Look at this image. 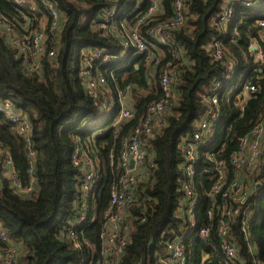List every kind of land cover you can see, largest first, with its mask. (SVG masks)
Returning <instances> with one entry per match:
<instances>
[{
    "label": "trees",
    "instance_id": "1",
    "mask_svg": "<svg viewBox=\"0 0 264 264\" xmlns=\"http://www.w3.org/2000/svg\"><path fill=\"white\" fill-rule=\"evenodd\" d=\"M52 1L66 17L54 66L47 62L41 73L29 74L18 51L0 32V101L10 100L18 113L27 116L37 152L35 170L31 174L23 137L16 126L0 114V143L10 153L22 185L29 186L34 178L37 188L34 197L19 194L5 173L0 157V230L6 232L13 247L20 249L18 264H91V251H95L92 264H98L103 213L110 205L112 189L122 174L119 168L121 140L135 131L148 106L162 98L159 75L167 63L174 68L176 98L165 118V127L147 139L155 170L152 180L139 184L138 204L128 208L123 230H128L130 236L120 264H160L159 256L164 254L166 244L185 232L186 221L176 216L179 210L185 209L187 200L183 191L187 178L180 147L186 138L193 137L196 123L206 112L205 96L213 94L214 88H218L221 122L212 135L211 144L197 158V175L192 183L199 198L195 207L197 228L209 227L211 234L208 242L192 234L186 239V245L188 264L199 263L203 252L211 254L210 264H222L225 238L220 237L217 228L222 216L218 207L225 200L224 191L215 199L207 195L214 180L204 174L210 166L206 155L212 152L216 158L230 164L241 140L250 136L264 119V53L263 58L256 61L250 49L255 40L261 42L260 31L264 30L259 22L264 20V0H252L254 4L259 2L258 7L236 4L230 23L223 29L214 21L223 11L226 0H186V25L174 31L175 48L160 51L163 59L153 71L151 87L143 58L131 63L129 59L112 61L100 67L105 73L117 68L115 76L121 88L134 86L132 106L137 116L120 129L118 139L111 127L115 114L103 120L102 112L93 106L80 77L83 51L104 49L115 57L122 52L118 41L103 37L96 28L104 2ZM172 1L163 0L164 12L156 17V22L172 17ZM82 5L94 9L84 23L86 11ZM0 15L11 21H21L10 0H0ZM214 41L221 44L223 61H216L212 56ZM260 45L264 47L262 42ZM177 51L182 52V57L175 60L174 52ZM226 63H233L237 70L234 81L228 80ZM135 65L140 66L139 70H135ZM248 82L255 84L257 91L246 98L242 84ZM110 85L112 87V82ZM261 146L258 173L253 178L259 186L246 202L249 206L247 236L242 230L245 217L234 216L228 223L226 240L236 250V264H264V136ZM77 150L88 153L96 150L101 161L95 215L86 230V237L93 243L92 247L85 246L82 252L73 250L62 235L75 216L81 196L80 170L73 163ZM227 177L229 183L233 181L231 168ZM214 200L217 204L212 206ZM227 204L228 208L235 207L232 200ZM210 211L214 214L212 220L208 217ZM3 247L0 243V248Z\"/></svg>",
    "mask_w": 264,
    "mask_h": 264
},
{
    "label": "built area",
    "instance_id": "2",
    "mask_svg": "<svg viewBox=\"0 0 264 264\" xmlns=\"http://www.w3.org/2000/svg\"><path fill=\"white\" fill-rule=\"evenodd\" d=\"M104 2L96 28L103 37L118 41L122 48L119 57L104 49H90L83 51L80 59V77L87 95L92 99L93 106L107 114V117L115 114L111 127L114 137H120V129L127 123L135 120L137 112L129 103L133 94V85L121 88L115 73L117 68H110L107 73L100 67L109 65L112 61L128 60V63L142 59L150 79H153V71L161 65L164 48H175L174 31L186 25L188 5L186 0H173L172 17L156 22V17L162 15L163 0H94ZM206 2L207 0H202ZM16 7L21 21H11L0 15V32L5 36L11 47L15 48L22 58L25 69L29 74L41 73L44 64H55L58 51L61 48V34L65 26L66 17L62 14L57 4L52 0H10ZM245 2V3H244ZM246 4L249 7H258L252 0H226L223 11L214 22L224 26L230 23L236 4ZM153 23V24H152ZM152 24V25H151ZM259 27L264 30V20L259 22ZM228 28V27H227ZM260 41L264 45V31H260ZM259 40H255L250 49L255 53V60L263 58L264 47ZM180 47V46H178ZM256 48L255 51L252 48ZM212 56L216 61H223V49L219 41L211 45ZM159 53L157 55L156 53ZM125 54H128L124 59ZM182 52H174V59L181 58ZM228 80L234 81L237 70L233 63H226ZM127 67V65L125 66ZM135 65V70H139ZM261 73V70L259 71ZM112 82V87L109 78ZM175 72L171 63L163 67L159 75V86L163 94L160 100L153 101L145 114L140 118L135 131L124 136L121 140L119 168L122 174L111 192L110 205L104 211V226L99 233L100 251L98 264H120V258L124 248L129 242L130 233L123 230L125 219L128 216V208L138 204V187L140 183H147L153 178L155 163L151 158V149L147 139L154 133L161 131L166 125V116L175 100ZM243 95L250 96L257 91V86L251 82L243 83ZM216 91V92H215ZM218 88H214L213 94L205 96L207 103L206 112L196 123L195 132L191 139L186 138L181 144V152L184 158V174L187 182L183 191L187 196L186 207L176 213L178 218L186 221L187 227L180 237L166 244L164 254L159 256L160 264H188V249L186 239L194 234L203 242H208L211 234L209 227L197 228L195 207L198 204L197 193L194 189V178L197 175V158L204 148L212 142V135L221 122V113L218 109ZM234 96V93L230 94ZM243 107V103L241 105ZM0 114L11 124L16 126L17 132L23 137L26 153L30 162V173L35 170L37 152L33 144L32 125L27 116L16 111L10 100L0 101ZM106 117V118H107ZM264 136V119L251 132L250 136L241 140L239 150L232 155L230 164L219 160L212 152H208L209 168L204 171L206 176L214 180V185L207 194L212 199L223 192L225 198L222 206L218 207L222 216L219 219L217 233L225 238L222 250L225 260L222 264H236V250L226 240L229 231V220L241 215L244 218L242 230L247 236L248 210L246 202L257 191L259 183L253 181L258 173V162L262 154V137ZM0 157L3 158L5 173L12 179L19 194L23 197H34L37 193L34 178H31L29 186L24 187L18 178L13 159L10 153L0 143ZM113 166V151L110 153ZM134 166L131 168L130 163ZM73 163L80 170L79 184L81 196L77 202L74 218L65 228L62 235L66 237L71 248L82 252V249L92 247V240L86 237V230L90 219L95 215V194L101 182V161L97 151L88 153L77 150L73 155ZM234 173L232 182H228V169ZM228 200H232L235 207L228 208ZM214 200L212 206L216 205ZM132 215V214H131ZM131 217V216H130ZM210 220L214 218L213 212L208 213ZM85 235V237H84ZM0 264H18L20 251L10 244V239L5 231L0 230ZM91 251V264L94 258ZM17 254V255H16ZM210 253H202V260L195 264H210Z\"/></svg>",
    "mask_w": 264,
    "mask_h": 264
},
{
    "label": "rangeland",
    "instance_id": "3",
    "mask_svg": "<svg viewBox=\"0 0 264 264\" xmlns=\"http://www.w3.org/2000/svg\"><path fill=\"white\" fill-rule=\"evenodd\" d=\"M72 1H74V0H72ZM82 9H84V10L86 11L85 17L83 18V23H84L85 21H87V20L93 15V13H94V9H92V8H91L90 6H88V5H82ZM127 56H128V54H125L124 59H126ZM148 84H149V86L151 87V86H152V81H151V80H148ZM129 103H130V102H129ZM130 104H131V103H130ZM106 117H107V114H104V115H103V120H105ZM16 248H17V247H16ZM17 251L19 252L20 249L17 248ZM256 251H257V250H256ZM16 255H17V254H16Z\"/></svg>",
    "mask_w": 264,
    "mask_h": 264
},
{
    "label": "crops",
    "instance_id": "4",
    "mask_svg": "<svg viewBox=\"0 0 264 264\" xmlns=\"http://www.w3.org/2000/svg\"><path fill=\"white\" fill-rule=\"evenodd\" d=\"M132 96H133V94L131 95V97L129 98V102L131 103L130 105H132L133 104V99H132Z\"/></svg>",
    "mask_w": 264,
    "mask_h": 264
},
{
    "label": "water",
    "instance_id": "5",
    "mask_svg": "<svg viewBox=\"0 0 264 264\" xmlns=\"http://www.w3.org/2000/svg\"><path fill=\"white\" fill-rule=\"evenodd\" d=\"M252 50H253V51H255V50H256V48L254 47V48H252ZM130 166H131V168H132V167L134 166V163H133V162H131V163H130Z\"/></svg>",
    "mask_w": 264,
    "mask_h": 264
}]
</instances>
